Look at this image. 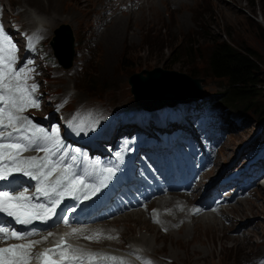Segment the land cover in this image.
Returning a JSON list of instances; mask_svg holds the SVG:
<instances>
[{"label": "rangeland", "instance_id": "374dc122", "mask_svg": "<svg viewBox=\"0 0 264 264\" xmlns=\"http://www.w3.org/2000/svg\"><path fill=\"white\" fill-rule=\"evenodd\" d=\"M28 1L30 0L2 2L4 6L6 3L5 9L9 5L6 12L9 18L11 15L17 16L24 28L33 30L34 24H30L24 14H21L24 13L23 8L13 12L15 4L19 7ZM51 1L57 6V10L73 11L72 15H75L68 20H57V25L55 24L49 33L50 38L46 35L48 39L45 47L55 55L56 33L63 25H68L73 32L74 57L70 70H65L66 67L61 65L60 69L50 73L51 76L49 71H46L49 83L44 91L49 98L54 96L61 99L67 94L70 95L71 102L65 110L75 120L89 119L88 114L83 115L80 106L127 109L134 107L139 98L133 94L129 79L144 70L152 71L161 67L202 79L203 96H219V104L230 114L221 116L222 124L216 129V134L209 138V143H223L224 147L218 152L216 167L204 173V180H208L212 175L216 176L232 152L238 151L239 157L243 153L242 145L249 138L259 132L264 133V0H163L162 4L166 7L158 1L154 3L160 12L157 16L150 17L145 13V19L139 18V11H136L135 16L117 18H122L124 26L118 27L113 23L104 33L95 23L99 9L98 0H76L78 3L75 0ZM57 1L60 4H56ZM32 6L36 7L35 4ZM41 6L38 8L42 10L44 6ZM82 9L84 11L80 12ZM222 42L241 52H253L262 75L258 95L245 106L231 107L233 111L223 104L229 90L228 83L213 78L207 64L213 48ZM55 60L59 63L57 58ZM44 105L45 113L50 110V101L45 100ZM29 112L34 116L41 115L40 112ZM26 116L30 117V114ZM240 120L242 122L238 124ZM142 130L139 128V132ZM127 135L132 136V132L129 131ZM194 165L198 164L195 162ZM249 196L248 200L242 202L243 205L222 210L226 214L233 213V223L224 222V225L229 227L227 229L219 225H201L196 232L191 231L192 234L185 236L182 230L177 233L178 237H173L159 227L153 228L146 224L135 226V218H132V229L123 234V237L118 234L120 237L113 244L117 248H125L130 244L139 248V244L133 240L142 236L141 239L147 240L149 247L150 242L153 245L150 251L141 249L164 264H257L256 261L262 264L264 188L259 186L257 193L251 191ZM186 198V204L190 203V197ZM206 200V197L202 198L203 202ZM143 215L142 219L147 218L145 213ZM189 218L182 220L187 221ZM190 220L192 221V218ZM148 221L147 218V224ZM126 227L124 221L118 225V229L122 231ZM172 227L181 228L179 222L172 224ZM125 236L129 240H123Z\"/></svg>", "mask_w": 264, "mask_h": 264}, {"label": "snow or ice", "instance_id": "6c2138e0", "mask_svg": "<svg viewBox=\"0 0 264 264\" xmlns=\"http://www.w3.org/2000/svg\"><path fill=\"white\" fill-rule=\"evenodd\" d=\"M18 51L12 37L0 24V181H9L10 178L14 179V174H22L35 182V192L31 195L27 187L17 191L14 188L0 186V215L11 218L18 225H31L37 220L46 223L52 219L56 215L57 207L68 196L89 199L99 191V187L103 186L104 180L108 177L105 176L100 185L87 183L86 178L74 170L73 164H65L69 157L64 151L67 146L60 136L59 126L45 129L22 115L28 108H38L40 105L35 97L38 85L29 83L34 69L30 67V61L23 67H16L19 60ZM74 127L77 134L84 131L81 126ZM28 151L43 152L44 155L24 156L23 153ZM71 160L75 162L76 156H71ZM104 171L111 175L116 169L109 167ZM40 199L47 203L39 202ZM62 222L65 225L69 224L67 214L62 217ZM83 231L72 228L71 232L60 237L56 248H46L43 252L36 253L35 258L42 260V264H65V261L66 264H84L85 259L103 255L86 252L65 243V237ZM37 235L39 233L35 230L21 232L0 222V241L13 239L28 241L0 247V264H30L33 247L46 241L53 233L49 232L43 240L31 239ZM85 238L100 237L93 234ZM49 253L57 259L48 256ZM106 259L117 261L118 264H128L122 258ZM144 264L152 262L146 260Z\"/></svg>", "mask_w": 264, "mask_h": 264}, {"label": "bare ground", "instance_id": "6f19581e", "mask_svg": "<svg viewBox=\"0 0 264 264\" xmlns=\"http://www.w3.org/2000/svg\"><path fill=\"white\" fill-rule=\"evenodd\" d=\"M2 1L3 0H0V24L3 25L5 31L8 32V35H12V36L16 37L17 48L23 47L28 40L36 38V37H40L43 35V32H33L32 29L29 30L27 28H24V25L19 22L20 20L17 16L11 15L9 18V16L6 14L7 8L9 7V5L5 9L6 3L4 6ZM59 1H63V0H59ZM59 1H57L56 4H60ZM146 1L147 0H98V2H99L98 8L99 9L97 10V18L95 20V23L98 24L99 29H101L102 32L104 33L106 28L108 27V29H107V31H108L109 28H111V26L113 25V23H116L118 25V27L124 26L122 18L121 19H117V18L126 17V15L129 17L135 16L137 14V13H135L136 11H139V14H140L139 18H144V19H145V13H148V15L150 17L155 16V15L157 16L158 14H160V12L158 11V8H156L154 3L160 1L159 3L162 4V3H164L163 0H151V1L148 0L149 2L147 1V5H145ZM185 1L188 2L189 0H185ZM14 2H15V0H14ZM75 2L78 3L76 0H75ZM44 3H45V5H44ZM34 4L36 5V7L32 6ZM139 4H140V7H139ZM41 5L44 6L42 10L38 8V7H42ZM162 5H164V4H162ZM56 7L57 6L54 5L51 0H39V3H37V0H34V2L30 0L28 2H25L23 6L18 7V5L15 4L13 12L16 13L19 8H23L22 10L24 13H21V14H24L26 19L31 22L30 24H32V23L34 24V27H35L34 29H36V28L41 29L50 38L49 33H51L50 31H52L54 29L55 24L57 23L58 19H59L58 21H62L60 19L68 20L70 17L75 15V14L72 15L74 13L73 11H65L64 10L62 12L61 9L57 10ZM167 8H168V6H167ZM118 9H120V10H118ZM81 11H84V10L82 9V10H80V12ZM44 13H45V15H44ZM150 14H152V15H150ZM10 19H13V21H11ZM18 23H20V26L17 28H14L16 25H18ZM27 25H29V24H27ZM116 29H117V27H116ZM126 32H127V30H126ZM103 33H101V34H103ZM50 76H51V74H50ZM81 110L83 112V115L87 114L86 111L82 107H81ZM29 111L30 110H27L25 112V114L27 115L29 113L30 118L35 117L32 114V112H29ZM217 160H218V153L216 156H214L212 158L211 168H209L208 170L214 169L216 167ZM221 170H222V168L219 169L216 176L212 175L208 178V180H211V181H213L216 178V180L213 183V187L216 189V194L219 192L218 186L222 180L221 173H220ZM207 171H205L204 173H206ZM259 186L261 187V185H259ZM161 192L165 193V191L163 189L161 190ZM166 198L167 197L163 194V196H160L156 200H153L150 206L153 207L154 205H156V203L166 200ZM206 198H207V200H206V202H203V204L206 207H208L209 209H211L212 212H214V213H211L213 216L208 215V216H202V217H198V218L190 217V218H192V221L189 218V220L184 222V224L181 226V228L174 229V228H172V224H176L181 219H184L185 217H189V216H186L185 212L182 211L183 210L182 206L184 204L186 205L185 200H187V198L184 195L181 196V200L179 202L171 201V202H168L167 205H163V204L159 203L158 207L159 206H166L167 209L165 210V212H167V213L159 214V215H156V214L150 215L148 224L146 223V219H147L146 217H144V219L141 218V216L144 213H137V214H133V215L127 216L125 218H122L120 220L100 223L99 225L93 224V225L85 226L83 229L84 230L83 232H86V233L93 232V231L98 230L100 227L101 229H103L105 231L106 234L108 233L111 235H115L112 238L110 243H105L103 245L115 247V245L113 243H116L118 238L120 237L118 234H121L123 237V234H126L127 231L132 229L133 224L135 226L146 224L150 227L156 228L159 226L155 225V224H157V222L160 220V223L162 224V228H169V232H167V234L172 235L173 237H178L177 233L179 231H182V230H184L185 236L188 233H190L191 231L196 232V229H199V227L201 225L208 227L212 224V225H219L221 228H225V229L229 228V227H226L224 225V222L232 221V223H233V221H234V218H232L233 213L232 214L224 213L222 211L223 209H218V208L214 207L213 201L210 198H208V197H206ZM237 205H243V203L240 202ZM238 209H241V208H238ZM222 213H224V214H222ZM132 218H135V221H133L134 222L133 224L131 222ZM123 221L125 222L127 227L122 231V230L118 229V225L123 223ZM126 222H128V223H126ZM159 229H161V227H159ZM216 230H218V229H216ZM190 234H192V233H190ZM127 238L128 237L125 236V238H123V240H129ZM141 238H142V236L140 238L138 236V239L134 238L133 242L138 243L139 248L145 249V251H150L152 249L153 243L150 242L149 243L150 247H149L147 245V240H143ZM119 240H121V239H119ZM135 246L130 244L129 246H127L125 248H128L130 251H132L133 248H136ZM125 248H119V249H125ZM135 255L137 257H139V253H136ZM152 259H155L156 261L163 263L159 259L154 258L150 255H147L146 253H145V255H143L142 261L144 262V261L148 260V261L152 262ZM152 264H156V263L152 262Z\"/></svg>", "mask_w": 264, "mask_h": 264}, {"label": "water", "instance_id": "95a60500", "mask_svg": "<svg viewBox=\"0 0 264 264\" xmlns=\"http://www.w3.org/2000/svg\"><path fill=\"white\" fill-rule=\"evenodd\" d=\"M56 34L59 50L55 51V55L62 65L66 64V66L64 65L65 67H71L74 57L73 32L68 25H63L58 29ZM66 51L69 52L71 58V61L69 58L67 63L62 60L65 57ZM63 59L65 60L66 58ZM129 84L133 94H135L136 98H139L137 103L149 111L204 99L202 79L193 78L177 71L165 70L161 67L155 68L152 71L144 70L134 74L129 79Z\"/></svg>", "mask_w": 264, "mask_h": 264}, {"label": "trees", "instance_id": "16d2710c", "mask_svg": "<svg viewBox=\"0 0 264 264\" xmlns=\"http://www.w3.org/2000/svg\"><path fill=\"white\" fill-rule=\"evenodd\" d=\"M56 49L59 50L58 41ZM63 58L66 59L64 60ZM63 58L62 60L67 63L70 58L68 51H66ZM207 64L213 78L225 80L229 85V90L223 103L228 110L233 111L231 107L247 105L260 92L258 87L261 84L262 75L253 52L249 50L241 52L234 46L222 42L213 48ZM218 97L217 95L209 96L205 101V106L210 105L213 101H218Z\"/></svg>", "mask_w": 264, "mask_h": 264}]
</instances>
